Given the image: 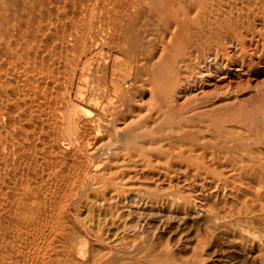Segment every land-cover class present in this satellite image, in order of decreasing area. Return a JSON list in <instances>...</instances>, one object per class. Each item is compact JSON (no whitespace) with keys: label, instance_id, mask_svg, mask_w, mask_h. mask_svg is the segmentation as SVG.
<instances>
[{"label":"bare ground","instance_id":"6f19581e","mask_svg":"<svg viewBox=\"0 0 264 264\" xmlns=\"http://www.w3.org/2000/svg\"><path fill=\"white\" fill-rule=\"evenodd\" d=\"M263 73L264 0H0V264H207L199 249L177 239L165 247L149 231L150 221L198 218L191 197L118 179L150 169L228 208L203 184L168 174L175 160L192 179L230 187L244 198L232 207L264 224V80L246 101L205 93ZM137 94L148 103L137 106ZM89 187L103 208L93 225L65 212ZM113 206L137 216L126 241Z\"/></svg>","mask_w":264,"mask_h":264},{"label":"rangeland","instance_id":"374dc122","mask_svg":"<svg viewBox=\"0 0 264 264\" xmlns=\"http://www.w3.org/2000/svg\"><path fill=\"white\" fill-rule=\"evenodd\" d=\"M254 27H255V29H256V27H257V30L259 31V29H260V31L259 32H263V30L261 29V27H259V26H255L254 25ZM259 27V28H258ZM262 30V31H261ZM200 67V66H199ZM205 69L206 68H204V73H203V71L202 72H200L202 75L204 74V79H205V85H207V83L208 82H206V80L208 81L209 80V78L207 77V73H206V71H205ZM196 71H199L198 69L196 70ZM197 77L199 78V77H203V76H201L200 74H197ZM264 73L263 74H261L260 75V77L259 78H254V77H252V78H250V77H240V79H238L237 81H239V85H232L231 87H229L228 85H226V86H228V87H226L225 86V84L224 85H222V84H220V85H218V86H216V87H214V88H212V87H208V86H205V93L206 94H211L212 96H214L213 97V100L214 99H221V100H223V101H225V100H229V99H231V98H233L234 96H235V94L238 96V98L239 99H241V100H244V101H246V99L248 100V97H250L249 96V93L250 92H254V94H259L260 95V91L262 92L263 91V88H262V84L260 83L261 82V80H264ZM250 79V80H249ZM263 82V81H262ZM246 83H248V84H246ZM243 84L244 85H246V87L244 86V88H243ZM255 86H254V85ZM259 84H260V86H259ZM248 85V86H247ZM240 87V88H238V92H236L234 89H237V88H234V87ZM252 86H253V88H252ZM250 87V88H249ZM220 88V89H219ZM222 88V89H221ZM227 88H228V90H227ZM234 88V89H233ZM243 88V89H242ZM259 90H258V89ZM234 90V92H233V90ZM241 89V90H240ZM249 89V90H248ZM252 89V90H251ZM256 89V90H255ZM207 90V91H206ZM215 90V91H214ZM227 91V92H226ZM216 92V94H212V93H215ZM219 92V93H218ZM230 92V93H229ZM236 92V93H235ZM240 93V94H239ZM190 94H192V95H190ZM189 94V96H188V98L190 97H195V96H198L199 94H197V95H194V94H196L195 92H191ZM239 94V95H238ZM194 95V96H193ZM208 97H209V95H207ZM217 96V97H216ZM248 96V97H247ZM207 97V98H208ZM148 94H144V95H142V97L140 96V95H138L137 94V96H136V104H137V106H140V105H144V103H146V101H147V103H148ZM206 98V99H207ZM244 98V99H243ZM141 99V100H140ZM145 100V101H144ZM181 100H183V99H181ZM141 101V103L139 104V102ZM211 101H212V99H211ZM207 109L209 108V107H206ZM61 136H62V140H61V146L64 148V149H67L68 147H69V144H68V139H67V137L66 136H64V134H61ZM135 160H133V162H134ZM181 160H179V161H177V160H175V162H177V163H174V162H171V165L169 164L168 165V168H170V169H168L167 167V173L169 174L170 173V175L172 174L174 177L176 176L177 178H179L180 180H183L184 179V181H187L188 179H189V177H190V181L188 180L187 182H192L193 184L195 183V185L196 186H198L197 188L198 189H200L201 187H203L204 186V188H202V189H204L205 191H206V193H208L210 190V192H211V194L213 195V194H215V195H217V196H221L222 198H224V200L226 201V203H227V206H228V208L227 207H224V206H219L220 204H218V203H215V202H212V201H210V200H205V199H203L201 196H198V195H195V196H193L192 194H190L187 190H185V189H181L180 190V188L178 187V186H176L178 189H175V187H174V190H173V187H171V186H169V185H171L166 179H164V178H161L160 176H157V178H156V173H154V171L152 170V173L150 174V172H151V170L150 169H148V171L146 170V169H144V172L142 171V170H131L132 172H124V173H122V175L124 174V176H118V179H120V181H121V183H123V184H125L126 186H128V184H129V186L131 187L132 185V188L133 189H140L139 190V192L141 191V192H146L147 194H150V195H153V194H155V196H158V194L160 193L159 191H162V195H164V192H167V190H168V192L167 193H165V195H170V196H172L171 194H173V197L175 196L176 197V193H178L177 195L178 196H180V195H182V197L180 196V200H183L184 198H185V200H187V199H189L190 197L192 198V200L190 201V202H192L189 206H187V207H190V209H196V213H198V214H201V215H199L198 216V218H192V219H190L189 220V218L188 217H186V218H184L185 220H182L181 222H183V223H181L180 221H174V220H168V221H164V222H166V223H164V222H161L162 224H166L165 226L164 225H162L161 223H160V225H161V229H160V225H159V223L157 224L155 221H150V223L152 222V223H156V226L155 225H153L152 226V224H150L149 223V226L151 225V230H150V228H149V231L153 234V238H154V241L155 242H159L160 243V245H163L164 246V243H170V244H166L165 245V247L167 246L168 248H173V246L175 245V244H177V242L178 243H180V244H184V245H187L188 247V249H194V248H196V249H199V251L198 250H196V249H194L195 251H198L199 252V259H198V261L199 262H201L202 261V263H207V264H264V224H262L259 220H256V218H254V219H252V217L250 218V217H242L241 216V214L236 210V208H234V207H232V205L233 204H236V205H239L238 204V202H242L243 200H244V198L242 199V197L239 195V194H232L230 191H232V190H230V187H222V186H218V188H216L215 187V185L213 184V182L211 183V181L212 180H210V182H208L207 180H202V179H200L199 177H195V179L193 178L192 179V177H194L193 176V174L192 173H190V171H187L186 169H185V166L183 167V163L184 162H182V164H181V162H180ZM151 162H153V165L155 166V165H157V166H159L158 165V163L157 164H155V162L154 161H151ZM172 164H174V166L172 165ZM177 164H179V165H177ZM131 165V164H130ZM133 165V164H132ZM176 165V166H175ZM182 166V167H181ZM174 167V170H175V168H178L177 170H181V172H182V169L184 168V170H183V174H184V172H185V175H183L182 173V175L180 174V172L178 171V174H177V170H175V171H173L172 172V168ZM161 168V167H160ZM163 168H165V166L163 167ZM165 168V169H166ZM181 168V169H180ZM172 169V170H171ZM146 170V171H145ZM150 170V171H149ZM155 170V169H154ZM171 172H170V171ZM212 171V170H211ZM134 172H136V173H134ZM141 172V173H140ZM155 172H158L157 170H155ZM219 172V174H220V178H223L222 177V175L224 176V175H226V173L225 172H223V171H221V169L220 170H218L217 169V172L215 171V176L216 177H219L218 175L219 174H217ZM221 172V173H220ZM223 172V173H222ZM125 173H126V175H125ZM129 173V174H128ZM128 174V175H127ZM143 174H144V176H143ZM156 174V175H155ZM180 174V175H179ZM135 175V176H134ZM171 175V176H172ZM187 175V176H186ZM192 177H191V176ZM137 176V177H136ZM182 176V177H181ZM185 176L187 177L186 179H185ZM214 176V177H215ZM126 177H127V179H128V177H130V179H131V181H134V183L132 182L131 183V181H127L126 182ZM159 177V178H158ZM225 178H226V176H224ZM137 178H139V179H137ZM144 179L143 181L142 180H140V179ZM148 179V181H147V179ZM152 178H155V180L154 179H152ZM182 178V179H181ZM198 178V179H197ZM126 179V180H125ZM146 179V180H145ZM159 181H158V180ZM164 179V180H163ZM193 181H192V180ZM211 179V178H210ZM160 180H161V182H160ZM162 180H163V182H162ZM198 180H199V182L201 183V185H198ZM146 181V182H145ZM151 181V182H150ZM164 181H166V182H164ZM206 181V182H205ZM205 183H207V185L205 184ZM168 184V185H167ZM202 184H203V186H202ZM211 184L213 185V188L211 187ZM136 185H137V187H136ZM156 185V186H155ZM138 186H139V188H138ZM151 186V187H150ZM161 186V187H160ZM206 186V187H205ZM136 187V188H135ZM141 187H143V188H141ZM145 187V188H144ZM147 187V188H146ZM156 187V188H155ZM200 187V188H199ZM208 187V188H207ZM211 187V188H210ZM150 188H151V190H150ZM155 188V189H154ZM167 188V190H165ZM172 188V189H171ZM215 188V189H214ZM225 188V189H224ZM89 189V190H88ZM83 194H82V196L77 200V202H76V204L75 203H73V201H69L68 202V204H66V206H65V212L67 213V215H68V217L70 218V219H75V217H77V216H79L80 218V220L82 219V217L84 216H86L85 217V221H86V218H87V220L88 221H86V223H85V221H82V223L83 224H86V225H93L97 220H99L101 217H98V218H96L95 216H98L97 215V213H99L100 211L102 212V207H101V205H100V203H99V196H100V194L99 195H97V193L99 192L98 190H90V187L88 188ZM141 189H143V191L141 190ZM148 191H147V190ZM158 190L157 192L156 191H154V190ZM164 189V190H163ZM170 189V190H169ZM207 189V190H206ZM215 190V191H212V190ZM217 189H220L219 190V192H218V190ZM222 189V190H221ZM171 190H173L174 191V193H172V191ZM88 191V192H87ZM92 191V192H91ZM95 191H97V192H95ZM164 191V192H163ZM171 191V192H170ZM181 191H183V192H181ZM187 191V192H186ZM224 191V192H223ZM176 192V193H175ZM185 192V193H184ZM96 193V194H95ZM152 193V194H151ZM170 193V194H169ZM189 195H192V196H188V194ZM221 194H223V195H221ZM86 195V196H85ZM89 195V196H88ZM160 195V194H159ZM197 197V198H196ZM198 197H200V198H198ZM97 198H98V200H97ZM187 198V199H186ZM195 199V201H194V199ZM86 199V200H85ZM90 199H92L94 202H92V200H90ZM240 199V200H239ZM84 201L86 202V204H84ZM87 201H88V205H87ZM201 201V202H200ZM238 201V202H237ZM199 202V203H198ZM210 202H212V203H210ZM89 203H93V206H94V208H93V206L91 205V204H89ZM202 203V204H201ZM229 203H230V205H229ZM233 203V204H232ZM95 204V205H94ZM107 204V203H106ZM193 204V205H192ZM196 204V205H195ZM232 204V205H231ZM241 204H243V202L241 203ZM81 205V206H80ZM192 205V206H191ZM198 205V206H197ZM91 206V207H90ZM194 206V207H193ZM211 206V207H210ZM214 206H216V207H214ZM230 206V207H229ZM66 207H68L69 208V210H68V208H66ZM115 206H113V208H111V211L113 212V213H117V215H119V216H121V218L120 219H122L121 220V222L122 223H124V224H126V230H128V232L126 231V233L123 235L125 238L123 239V241L125 240H127L126 238H131L130 236L135 232V231H133V230H135V229H137V227H135V225L137 224L135 221H137V216H136V218H135V216H134V218H133V215H131L132 216V220L130 219V217L131 216H129V215H127V213H125V211H123L122 209H120V212H119V209H117L116 211H115V209L116 208H114ZM208 207V208H207ZM231 207H232V209H231ZM86 208H88L87 210H86ZM98 208V209H97ZM118 208V207H117ZM210 208V209H209ZM211 208H212V210H211ZM214 208V209H213ZM230 208V209H229ZM251 208H252V206H251ZM250 208V209H251ZM254 208V207H253ZM252 208V210L254 211V212H256V213H254V214H259V212H257L258 210L256 209V208H254L253 209ZM67 209V210H66ZM95 209V210H94ZM227 209H228V211H230V212H228L227 211ZM77 210V211H76ZM87 211V212H86ZM89 211V212H88ZM95 211V212H94ZM97 211H99V212H97ZM121 211H123L124 213H122ZM208 211V212H207ZM209 211H210V213H209ZM232 211L234 212V213H232ZM236 211H237V213H236ZM79 212V213H78ZM97 212V213H96ZM121 213V214H119V213ZM206 212V213H205ZM71 215H70V214ZM82 213H84V215L82 214ZM85 213H86V215H85ZM88 213V214H87ZM90 213V214H89ZM228 213V214H227ZM77 214V215H76ZM82 214V215H81ZM96 214V215H95ZM125 214V215H124ZM207 214V215H206ZM211 214V215H210ZM240 214V215H239ZM95 215V216H94ZM125 216V220L123 219V216ZM205 215V216H204ZM92 216V217H91ZM126 216L127 217H129V218H126ZM200 216H202L201 218H200ZM93 217H95V218H93ZM219 217V218H218ZM89 218H91V219H89ZM205 218V219H204ZM250 218V219H249ZM127 219V220H126ZM129 219V220H128ZM136 219V220H135ZM194 219V220H193ZM83 220V219H82ZM91 221V224H90V221ZM95 220V221H94ZM216 222H215V221ZM223 220V221H222ZM229 220V221H228ZM236 220V221H235ZM93 221V222H92ZM131 221V222H130ZM135 223H134V222ZM192 221V222H191ZM205 221V222H204ZM219 221V222H218ZM228 221V222H227ZM200 222V223H199ZM203 222V223H202ZM207 222V223H206ZM238 223V224H236V223ZM249 222V223H248ZM130 223H132V224H134V225H130ZM168 223H170V224H168ZM177 223V227H175L176 224ZM179 223V224H178ZM192 223V224H191ZM206 223V224H205ZM211 223V224H210ZM213 223V224H212ZM229 223V224H228ZM260 223V224H259ZM128 224H129V226H128ZM167 224L169 225V226H167ZM182 224V225H181ZM199 224V225H198ZM216 224V225H215ZM219 224V225H218ZM158 225V226H157ZM179 225V226H178ZM133 226V227H132ZM137 226V225H136ZM163 226H164V228L166 229V230H164V228H163ZM205 226V227H204ZM221 226V227H220ZM224 226H226V227H224ZM130 227V228H129ZM153 227V228H152ZM173 227V228H172ZM218 227H220V228H218ZM224 227V228H223ZM156 228H159V230L158 229H156ZM171 228V229H170ZM206 228V229H205ZM209 228H210V230H209ZM217 228H218V230H217ZM222 228H223V230H222ZM237 230H236V229ZM133 229V230H132ZM153 229H155V231L157 232V233H155V231H153ZM163 229V230H162ZM227 229V230H226ZM230 229V231H228ZM177 230V231H176ZM181 230V231H180ZM212 230V231H211ZM133 231V232H132ZM205 231V232H204ZM216 231V232H215ZM220 231V232H219ZM224 231V232H223ZM235 233H234V232ZM240 231V232H239ZM214 232H215V234H214ZM229 232V233H228ZM244 232V233H243ZM246 232H247V234H246ZM132 233V234H131ZM171 233V236L169 235ZM209 233V234H208ZM225 233V234H224ZM231 233V234H230ZM233 233V234H232ZM130 234V235H129ZM157 235V238H159V239H157L156 238V235ZM161 235V237H160V235ZM176 234V235H175ZM181 234V235H180ZM196 234V235H195ZM220 234V235H219ZM237 234V235H236ZM240 234V235H239ZM245 234V235H244ZM125 235H128V236H125ZM155 235V236H154ZM175 235V236H174ZM177 235H180V236H182V237H180V236H177ZM218 235V236H217ZM229 235V236H228ZM232 237H231V236ZM226 236V237H225ZM249 236V237H248ZM168 237V238H167ZM192 237V238H191ZM247 237V238H246ZM254 237V238H253ZM178 238L180 239V240H178ZM230 239V240H228V239ZM238 239V243L239 244H237V242H235L237 239ZM167 239V240H166ZM175 239H177L176 241H175ZM236 239V240H235ZM246 239H248V241L246 240ZM157 240V241H156ZM243 240V241H242ZM164 241V242H163ZM166 241V242H165ZM174 241H175V244H174ZM181 241V242H180ZM232 241H234V243L232 242ZM251 241V242H250ZM158 242H157V244H158ZM184 242V243H183ZM231 242V243H230ZM163 243V244H162ZM243 243V244H242ZM246 244V245H245ZM173 245V246H172ZM190 245V246H189ZM196 245H197V247H196ZM240 245H242L241 246V249H240ZM244 245H245V247H244ZM250 245V246H249ZM169 246H171V247H169ZM193 246V247H192ZM195 246V247H194ZM189 247H191V248H189ZM239 247V248H238ZM202 250H201V249ZM205 248V249H204ZM240 249V250H239ZM259 249V250H258ZM201 250V251H200ZM239 250V251H238ZM252 250V251H251ZM183 252H185V250H182ZM241 251V252H240ZM245 253H244V252ZM181 252V251H180ZM182 253V252H181ZM243 253V254H242ZM259 254V255H258ZM256 255H258V256H256ZM263 255V256H262ZM249 257H251V258H249ZM205 258V259H204ZM256 258V259H255ZM263 258V259H262ZM201 260V261H200ZM257 260V261H256ZM260 262H259V261Z\"/></svg>","mask_w":264,"mask_h":264}]
</instances>
